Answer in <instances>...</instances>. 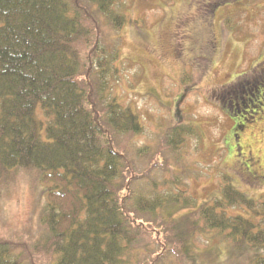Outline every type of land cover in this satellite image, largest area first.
<instances>
[{"label":"trees","instance_id":"16d2710c","mask_svg":"<svg viewBox=\"0 0 264 264\" xmlns=\"http://www.w3.org/2000/svg\"><path fill=\"white\" fill-rule=\"evenodd\" d=\"M115 1L0 0V184L35 170L48 186L30 264H196L186 242L201 229L264 264V228L252 221L264 224V211L227 176L221 199L201 205L134 193L125 146L142 125L108 90L118 51L103 26L126 23ZM16 244L0 235V264H22Z\"/></svg>","mask_w":264,"mask_h":264},{"label":"rangeland","instance_id":"374dc122","mask_svg":"<svg viewBox=\"0 0 264 264\" xmlns=\"http://www.w3.org/2000/svg\"><path fill=\"white\" fill-rule=\"evenodd\" d=\"M111 10L126 23L118 31L103 26L118 51L110 98L142 125L125 146L138 177L134 193L181 194L179 201L201 205L221 199L227 176L264 211V0H116ZM173 127L182 129L177 138ZM12 176L0 184V235L30 264L26 245L43 236L48 186L35 170ZM260 220L252 221L264 228ZM201 232L186 242L196 264H248L244 249L215 230Z\"/></svg>","mask_w":264,"mask_h":264}]
</instances>
